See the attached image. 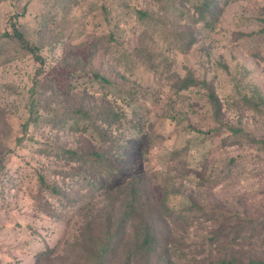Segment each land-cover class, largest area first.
Here are the masks:
<instances>
[{
  "label": "rangeland",
  "instance_id": "rangeland-1",
  "mask_svg": "<svg viewBox=\"0 0 264 264\" xmlns=\"http://www.w3.org/2000/svg\"><path fill=\"white\" fill-rule=\"evenodd\" d=\"M211 1L200 20L201 0H0V264H89L70 246L101 194L59 151L91 137L85 121H66L80 98L121 113L127 147L105 187L145 175L172 264L264 260V152L249 142L264 145V107L243 102H264V0ZM10 22L40 60L4 35ZM188 72L209 85L217 115L204 87L176 91ZM212 235L207 255L200 245ZM123 259L112 252L108 264Z\"/></svg>",
  "mask_w": 264,
  "mask_h": 264
},
{
  "label": "trees",
  "instance_id": "trees-1",
  "mask_svg": "<svg viewBox=\"0 0 264 264\" xmlns=\"http://www.w3.org/2000/svg\"><path fill=\"white\" fill-rule=\"evenodd\" d=\"M200 20H204L207 14L214 11V4L211 0H201L195 8ZM141 17H145L144 12L137 11ZM12 17L10 18L11 21ZM12 33L4 35L12 40L21 49L32 54L34 59L40 60L37 55V48L27 41L15 22H10ZM94 78H101L99 74L93 73ZM103 80V79H102ZM103 81L106 82L104 79ZM176 91L187 90L193 86L204 87L207 97L212 105L215 115L219 113L217 100L210 90L209 85L203 81H198L191 73L184 77H176L174 82ZM36 88V84H34ZM91 100V99H90ZM95 102L94 100H91ZM243 102L252 111L259 112L264 107L263 98L260 94L243 96ZM72 107L66 112V121L74 123L85 121L83 131L90 130L89 140L83 138V142L76 148H60V154L69 161L77 162L82 173V185L90 191L101 194L100 206L87 204L83 207L90 212L80 225H77L76 236L71 243L72 251H80L83 254V261L89 264H108L112 252L124 253L121 264H172L166 256L167 242L163 241L160 226V208L163 207L150 197L147 180L144 174H138L124 180L123 184L115 187H105L104 180L111 178L118 172V161L125 155L126 144L122 127V115L117 112L113 105L104 98L93 106L84 104V99L80 98L72 103ZM131 127H138L139 124L132 122V119L124 121ZM25 125L23 129H26ZM233 137L242 136L243 131L240 127L224 126ZM123 140V142H122ZM259 143L264 152V145L261 140L249 136V142ZM89 173L86 177L84 173ZM38 180L40 187L44 190H51V194L59 191L51 187L39 174ZM188 209L194 211L197 205L192 203ZM97 214V215H96ZM238 219L240 216L235 214ZM241 228L229 229L232 234L229 238L231 242L241 239V234L236 233ZM129 236V237H128ZM216 235L207 238L201 243V252L207 248V255H211L210 245L217 241ZM246 239V237H244ZM81 255V254H80ZM81 256H79L80 259ZM155 259V260H154ZM207 264H264V260L256 257L247 258L246 262H241L232 255L217 258L214 262Z\"/></svg>",
  "mask_w": 264,
  "mask_h": 264
}]
</instances>
